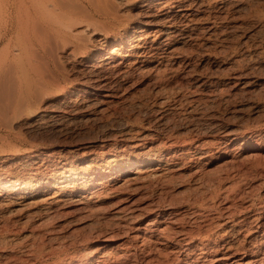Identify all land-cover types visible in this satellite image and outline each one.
Instances as JSON below:
<instances>
[{"label": "rangeland", "instance_id": "obj_1", "mask_svg": "<svg viewBox=\"0 0 264 264\" xmlns=\"http://www.w3.org/2000/svg\"><path fill=\"white\" fill-rule=\"evenodd\" d=\"M68 3L126 56L90 70L62 38L23 54L31 99L0 92V264H264V0ZM128 157L148 166L120 173ZM105 161L116 170L95 182Z\"/></svg>", "mask_w": 264, "mask_h": 264}, {"label": "bare ground", "instance_id": "obj_2", "mask_svg": "<svg viewBox=\"0 0 264 264\" xmlns=\"http://www.w3.org/2000/svg\"><path fill=\"white\" fill-rule=\"evenodd\" d=\"M68 1L67 0H47V1L31 0V2L29 4H23L22 5L23 7H21V9L19 10L18 15H14L12 7H9V8L7 7L3 13L0 10L1 11L0 12V46L2 44L4 45L3 49H0V51H1V53H0V90H2L0 92L1 93L3 92L4 95H2V94L1 95L5 97V98L4 97L2 98V101H3V99H5V100L8 99V101H9L8 102V101L4 100L3 101L4 106L7 104H10V105H8L9 107H12L13 105L17 107L21 102H23V103H21L20 105L24 104V102L27 100V98L29 100L31 99V97L33 95V91H34V86L36 87V85H35L36 81L35 80L38 79L35 76H38L39 70L37 71L38 68H36V66L38 67V65L34 64V63H36L37 60H35V62H34V60H32L31 62H30V60H25L26 57L23 58L25 56V55L23 56V54L26 53L27 57L30 56L27 53L28 52L27 49H30V48L33 49V52L35 51V48H36V50H38L37 48H39V47H42L41 49L44 48L46 51L47 46H48V42L52 38H55V40L53 41L54 44H55L56 38L57 39L62 38V40H64V42L68 41V43L72 40L73 42L71 41L72 43H70V44H68V43L62 44V45L65 44V46H63L64 48L63 49L61 48L62 53L65 54V56L67 58L75 60L79 64V66H83V67H86L88 69H90V68L92 69L95 66L99 67L101 64H109V65L114 66L115 62L118 60V59L116 60V58L123 56L122 51H125L123 49H124V45H125L126 41L121 40L117 45L115 44V47L111 49L112 51L106 50V48L108 46H110V44L105 45L104 47L97 46L98 44H95L97 42L94 41L95 40L94 39L95 34L99 33L98 28L95 27L96 21L95 20H89L90 18L85 14V13H87V11L84 10L85 8H83V10L77 9V6H74L76 8H73V6L69 5L70 3H68ZM11 5H12V3H11ZM5 6H6V4H5ZM78 10H82L83 13L81 11H78ZM109 15L106 14L107 18H109ZM118 18H119V16L116 17V19H118ZM92 24L94 25L95 28L92 27L93 26ZM110 26H112V27L114 26L112 21L110 22ZM80 30H82V32ZM114 30L111 34L108 32L104 33L105 42H108L112 38L115 39V41L117 42L119 39H122L124 35H126V33H124V31H126L125 28L120 29L118 27V28H116L115 31ZM128 36H130V35H128ZM14 38H15V40H14ZM73 39L78 40V42H79V40L84 41L85 45H83V46L81 45V46H82V48H84V46L87 47L86 48L87 51H85L84 49H82V50H84L83 52H81L82 50L80 52L77 51V49L80 48V47H78V46H80L79 44H82L83 42L82 43L79 42V43H77L78 45L75 44V47L69 48L70 45H72L73 43H76V41H74ZM51 45L52 44L50 43V46ZM76 46L78 48H76ZM90 46H92V47H90ZM54 47H55V45H54ZM48 48H49V46H48ZM50 49H48V50H50ZM80 49H78V50H80ZM100 49L103 50L101 55L99 52ZM38 51H40V50H38ZM30 52H31V50H30ZM54 52L55 51H53L51 53H54ZM109 52H111V53H109ZM35 53H37V51L34 52V54ZM56 53L57 52H55V54ZM30 54H32V53H30ZM38 56L36 57V55H35L36 58H38ZM125 56H126V54L123 57H125ZM32 58L30 57L29 59H32ZM32 62H34V63H32ZM125 62L126 61H124L123 63L122 62H117V63L118 64L121 63V64L125 65L127 63V62L126 63ZM131 63L132 62L130 61V64ZM131 65L129 67H131ZM137 67L138 66H136V68ZM132 68L135 69V66H132ZM111 70H113V69H111ZM125 70H127V69H125ZM41 73H40V75H41ZM128 73H129V71H128ZM113 74H116V73L113 72ZM101 75H103V74H101ZM107 75L108 74H106V76ZM109 76H110V73H109ZM43 77H44V74H43ZM98 77H99L98 81L101 80V78L102 79L106 78L105 76H100V75ZM108 80H109V78H108ZM112 80H113V78H112ZM39 81H41V80L39 79ZM41 83L43 84V82L41 81L39 83V85ZM242 83H244V82H242ZM39 85H38V87H39ZM44 85L40 86V87H44ZM107 85H108V83H107ZM107 85L104 88L108 87V89H111ZM109 85L111 86V84H109ZM36 89L37 88H35V92H37ZM40 92L35 93V94H39ZM106 93L108 95L111 92H110V90H108V91H106ZM40 95H43L42 92ZM5 102H8V103H5ZM16 107H15V109H16ZM2 109H3V107H2ZM18 109H20V108H18ZM4 110L6 113L12 112L11 114H13V112L16 111V110L13 111V109H12V111L6 110L5 107H4ZM258 142H260V140ZM258 142L252 141L250 143L249 142L246 143L248 145L245 146V149L246 150H260L259 148L262 147L261 146L262 144L260 145V144H258ZM259 145L261 147H258ZM149 161H151V160H149ZM94 163H95V160H93L92 163L90 162L89 164H87V166L92 168V166H94ZM147 163H148V160H144V159L140 160L139 158H137L136 160H133V159L129 158L128 162H126L125 164H123V163H122V165L118 164L121 166V169L119 172L120 173L126 172V174H129L128 171L131 174H132V172H137V170H139V172H140L141 169L143 170V168H146L148 166ZM152 163H154L153 160L151 161V164ZM112 164L113 163H108L107 161H105V164H103L105 169H102L101 172L92 176L94 181L100 182L101 179H104V177H106L105 176V175H107L105 172V171H107L106 167L110 168V170H112V171L116 170L115 167L117 165H112ZM139 172H137V173L139 174ZM113 174H114V172L111 174H108V176L112 177L111 175H113ZM133 177H135V176H133ZM137 177H138V175H137ZM130 180H132V179H130ZM4 187L7 189L10 187V185H8L6 183V184H3V188ZM11 187H12V185H11ZM71 190H73V189H71ZM68 193L72 194L73 191L69 190ZM109 245L110 244L107 242L102 243L101 245H99V249L105 250V249L109 248ZM78 257H80V256H78ZM78 257L76 259H74V261L72 263H68V262L64 263L63 262V264H86V263H90V261L92 260L91 258L85 259L84 257H80V258H78Z\"/></svg>", "mask_w": 264, "mask_h": 264}]
</instances>
